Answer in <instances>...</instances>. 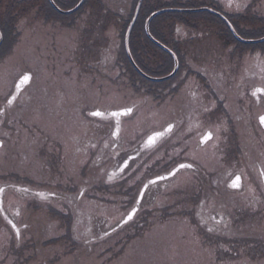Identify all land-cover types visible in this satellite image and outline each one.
<instances>
[{"label": "rangeland", "instance_id": "rangeland-1", "mask_svg": "<svg viewBox=\"0 0 264 264\" xmlns=\"http://www.w3.org/2000/svg\"><path fill=\"white\" fill-rule=\"evenodd\" d=\"M120 1V3H116V0H100L97 3L95 0H89L80 12L62 15L56 14L60 16V20L58 21L61 25L59 27L57 22L53 20V17L48 19L50 17L47 15L45 19L42 16V13H46L45 9L47 7L43 0H0V14L11 16V21L13 22L11 23L15 27L12 32L13 36L15 35L12 48L13 53L11 56L4 58V60H0V92L3 93L6 87L9 86L11 78L15 77L26 67L33 72V80L29 89L30 94L33 91L35 96H30L29 92L24 94L23 99L27 105L25 104L26 106L23 112L29 122L36 124L41 122L45 125L48 137H56L65 142V156L68 158L66 163L69 174L74 173L84 161L86 156L83 146L84 141L87 138L95 140L101 137L102 134V128L96 120L93 121V132H88V130H91L89 127L91 124L86 123L85 116H80V109H87L90 105L93 108H116L133 105L134 109L131 115L122 121L120 134V141L122 143L121 150L131 147L167 122H173L177 125L174 134L179 133L181 135L180 127L182 121L180 118L184 113L183 111L186 109L189 118L195 120L198 118L197 111L201 109L203 111H201L202 123L201 125L199 124L200 128L201 130L210 128L214 132V138L206 147L198 148V150L196 140H189L188 142L191 144L190 155L191 157L201 159L199 160L200 163L205 166L208 172H219L225 180L230 172L236 170L234 167L236 161H231V153L228 151L225 153V150L229 149L230 140L228 138L230 136L228 131L229 119L225 116V111L228 117L236 123L239 132L241 131L239 136L242 142L248 140V134L243 133V128L249 119L241 107L238 106V103L235 102V98H239L241 95L239 88L242 83H238L234 88L231 87V89L222 83L219 93L222 95L221 103L224 112L220 115L219 113L209 114L210 111L208 110H214L217 105L215 106V102L209 99L207 94L202 95V98L197 96L189 97L186 94L191 82L188 80L185 84L183 77H186V75L183 67L175 78H170L168 81L150 83L136 77L132 72L128 71L129 69L125 65L120 38V30L122 27L118 17H116L118 11L122 12L120 13L121 18L127 16L132 0ZM205 1L210 2L209 0ZM247 1L231 0L230 3V0H226L225 3L228 6L227 8L235 11V8L239 10ZM181 3H183L182 0H175L169 7H175L171 5H181ZM199 3L204 2L201 0H188L182 4L185 5L182 7H200L195 6ZM102 4L106 7H102ZM223 6L222 4L220 5L221 9L228 13L229 11L223 8ZM107 8L111 11L106 12ZM262 12L264 11L262 10ZM165 15L192 19L206 18L205 16L208 14L199 11L185 13L171 12ZM228 15L236 24L239 23L236 16ZM252 15L254 13L247 17L248 21L246 25L249 29L241 32V36L246 39L258 38V35L264 29V19H259L255 15ZM24 19L29 20V27H26L27 29L24 26L27 23L22 24ZM240 23L242 26H245L242 22ZM33 26L38 30L35 34L28 30ZM183 28L180 31H183ZM217 28L218 25H216V22L213 21L209 25L204 20H201L200 25L197 28L190 29L189 34H204L206 36L204 43H198L201 49L205 50L211 46L219 49L217 47L219 45L217 44L218 40H213V30L215 31ZM152 30L157 34L154 28ZM158 36L160 37V34ZM208 39L209 42L207 43ZM58 42L61 44V50H58H60L61 55L63 51L62 56L64 54L69 55V45L76 50V62L68 65L69 61L65 60L64 57H57L56 48L57 45L59 46ZM185 42L187 46H190L191 43L189 41L186 40ZM235 44L241 50L242 48L254 50L255 57L253 59L246 58V53L243 55L242 60L244 64L249 62L248 64L253 67L252 71L248 70V72L250 75H253L255 83H260L264 80V63L261 62L264 58L260 55L257 57L256 55H258L257 52L259 53V50L264 49V42H237ZM106 45H109V49L105 47ZM99 46H101L100 50L104 51V53L98 50ZM193 50L196 51L197 49L194 47ZM220 50H222V58L220 60L223 67L227 65L226 63L231 62L232 53L229 52L230 49L228 47L226 48L225 44L220 47ZM91 51L93 56L89 55ZM241 53H239L238 58L234 57V61H237V68L230 69L232 75L242 76L239 69V56H241ZM101 54L106 58V62L104 63H98ZM157 58L159 57L157 56ZM197 58L196 53L194 60L197 61ZM92 65L95 66V70L89 73L88 67ZM69 66L71 68V74H62L63 69ZM125 66L128 70L125 69ZM219 69L218 67L213 69L208 68L204 72H206V75L211 74V77H215L222 70ZM118 71H120L122 77L119 80H117ZM209 71L210 74H208ZM224 72H229V70L225 69ZM220 75L226 76L223 73ZM188 77L192 78V75ZM112 78L113 81L111 80L110 82L109 79ZM165 92L167 94H164ZM153 93L158 95L161 93L159 102L153 98L155 96ZM223 94H226V97ZM29 98L30 101H28ZM205 115L209 116L205 118ZM217 119L220 121H215ZM186 136L187 134H182L181 138L173 141L175 144L173 146L174 153L176 155L180 152L181 145L186 143H182L185 141L183 138ZM171 139L173 140V138ZM171 139L164 140L158 147H153L148 150L149 152L125 178L111 182L106 181V175L104 174H106L108 164L113 161L111 157L119 149H109V153L112 155L110 156V160H101L108 153L107 149H102L101 146L94 149V154H100V151H104V154L100 160H94L92 185L88 187L92 193L91 204L108 212L103 213L110 218V224L120 218L122 212L118 208L128 203V198L132 191H135L143 181L146 182L153 178L156 172L165 169L164 166L168 162L167 155L170 153V144L168 142ZM13 140L15 142L19 141L18 145L14 148L15 151H18L17 157L15 156L14 158V169L19 171L24 170L23 172L28 171L29 173L31 172L37 175L39 173L37 169L39 168V162L34 161L39 160L34 153L36 138L32 137L28 132H22L18 133L17 136L14 135ZM245 150L248 152L246 160L240 159L241 153L235 154L236 160H240L242 163H240V166L245 167L249 162L259 160L256 147H251V150H248V145H246ZM55 161L49 158L46 160L47 171L44 173L43 179L38 180V185L43 186L47 192L52 194L69 193L68 189L72 185V182L58 174H54L58 171L54 165ZM185 171L187 170L180 169L178 176H174L172 180L164 181L163 187L167 189L165 188L162 192L159 191L156 201H153L151 204V207L158 208L156 213H154V218H152L150 223L145 224L137 229L134 234L130 235L126 241L127 244L125 245L124 251L111 256L108 253L103 257H98V259L94 256H84L79 261H75L71 255L62 254L57 264H264V260L251 261L245 255L234 257L223 253L219 254V256L217 253L219 244L220 246L229 247L225 240L221 238L219 239L220 243L216 244L215 237H212L211 241L204 239L200 229L191 225L181 213L175 216L171 215L167 218L159 217L161 213H165L164 211L160 213L159 206L169 204L170 194L167 191H169L168 188L171 182H173V187L181 186L183 182H188V175L193 172L190 168L187 171L188 173L184 175ZM189 180L197 183V180L193 176H190ZM228 195L230 194H227L226 198ZM242 197H245V194ZM7 199V203L11 207L22 208L25 202V198H22L20 195L9 196ZM69 199L70 197L63 198L65 201ZM34 203V201L30 200V204ZM53 203L58 204L56 202ZM81 205L84 207L83 204ZM208 207L210 205L206 201L202 208L208 209ZM223 209L229 212V207L225 206ZM92 210L98 212L95 208H92ZM44 219L46 222L45 232L47 236H55L62 232V229H59L62 228L59 218H55L46 213ZM220 231L230 234L236 230L226 227ZM238 231L245 232L244 229H239ZM122 232L120 233L121 235ZM113 237L117 238L116 235H113ZM1 245L2 243L0 242V247ZM236 246L238 253H245L244 250L242 251L241 245ZM100 249L101 247L96 248L97 251ZM13 259H15L13 264H21L16 258ZM2 264H9V260Z\"/></svg>", "mask_w": 264, "mask_h": 264}, {"label": "flooded vegetation", "instance_id": "flooded-vegetation-1", "mask_svg": "<svg viewBox=\"0 0 264 264\" xmlns=\"http://www.w3.org/2000/svg\"><path fill=\"white\" fill-rule=\"evenodd\" d=\"M215 1L216 3L214 5L218 6L220 11L224 12L220 7L221 4L224 5L223 8L229 11L228 13L224 12L225 14L238 15L241 13L246 17L254 13L257 18L264 19V12H262V10L264 11V0H248L239 10L235 8L234 12H231L232 10L227 8L228 6L225 3L226 0ZM46 9L48 8L46 7ZM118 14L120 13L118 12ZM47 15L50 17L48 19L53 17V20H55L60 27L61 24L58 21L60 20V16L51 11L49 13H42L45 19ZM237 19L238 21L240 20V18ZM28 22V19H24L22 22V24L27 23L24 25L25 29L29 27ZM242 24H245L244 28L249 29L246 25L247 20H243ZM28 30L32 31L34 34L38 31L34 26ZM189 31L190 29H185L182 32L184 40L189 41L191 44L193 43L192 45L190 44L191 48L190 46H186V59L183 62L185 69L184 73L186 75L183 79L185 84L188 80L191 82L186 91L189 97L197 96L202 98V95L207 94L209 99L215 102V106L217 105L214 110H208L210 111L209 114L219 113L221 115L224 112L221 103L222 95L219 93L222 83L226 84L230 89L231 87L234 88L238 83H242L239 88L241 90V95L239 98H235V102L238 103V106L241 107L249 119H247V124L243 128V133L248 134V140L246 142H242L239 136L241 131L239 132L238 126L228 117L226 111L224 112L225 116L229 119L228 131L230 134V136H228V138H230L229 149L225 150V153L226 151L231 153V161H236V163L234 162L236 170L230 172L227 175L228 177L224 180L219 172H208L205 166L200 163L199 160L201 159L193 156L191 157V144L188 141L191 139L193 141L196 140L197 150L198 148H204L213 140L214 132L210 128L201 130V111L203 110H198V118L192 120L187 115L188 113L185 109L182 114L183 117L181 116L180 118L182 121L180 130L182 134H187V136L183 138L185 141L182 142L186 143L181 145V150L178 152V155H176V153H174L173 146L175 144L173 141L182 136V134L180 135L179 133L174 134L177 125L173 122H167L162 127L155 130L156 132H160V130L168 128L171 125L167 137L155 146L156 148L164 140L173 138V140L171 139L168 142L170 144V153L167 155V165L164 166V170L156 172L153 178L146 182L143 181L135 191H132L128 198V203L118 208L122 212V215L116 222L110 224V218L103 213L108 212L91 204L92 193L89 191L90 188L88 187L92 185L94 160H100L102 158L101 156L104 154V151H100V154H94V149L100 146L102 149H107L108 153H106V156L101 160H110V156L112 155H110L109 149H119L111 157L113 161L108 164L105 172L106 174H104L106 175V181L111 182L107 180V175L110 171L117 176L114 180L123 179L149 152L148 150L150 149H147V145H144L146 136L131 147L121 150L122 143L120 141V134L122 130V121L127 116L121 117L120 132L114 137V117L103 118L93 116L91 113L95 109L108 111L119 109L124 106L116 108H93L90 105L87 109H80V116H85L86 123L91 124V126L89 125L91 130H88V132H93V121L96 120L102 128V134L101 137L95 140L87 138L84 141L83 146L86 154L84 161L74 173L69 174L66 163L68 158L65 156V142L56 137H48L45 125L41 122L37 124L29 122L23 112L27 105L23 96L28 92L30 94L29 87L33 80V72L26 67L15 77L11 78L9 86L6 87L3 93L0 92V189H2V191H0V242L2 243L0 247V264L6 263L8 260L9 264H13L15 260L13 258H16L21 264H57L62 254L71 255L75 261H79L84 256H94L98 259V257H103L108 253L111 256L124 251L125 245L127 244L126 241L130 235L134 234L140 227L150 223L152 218H154V213H156L158 208L151 207V204L153 201H156L158 192H162V190L166 188L163 187L164 181L172 180L174 176L179 175L178 172L180 169L174 176L168 174L172 172L173 169H177L180 164H191L193 172L189 173V178H187L188 182H183L181 186L173 187V182H171L168 188L169 191H167L170 194L169 204L159 206L160 213L164 211L165 216L161 213L159 217L167 218L171 215L175 216L181 213L191 225L200 229L204 239L211 241L212 237H215L216 244L220 243L219 239H224L227 246L229 245V249L219 244L217 247L218 255L223 253L234 257L245 255L247 259L251 261L264 260V174H262L264 173V124H261L259 120V117L264 115V91H259L260 89H264V80L260 83H255L253 75H250L248 72V70L252 71L253 67L248 64L249 62L243 63L242 57L244 54L247 53L246 58L249 57V59L255 57L254 50H250L249 48H242V50L238 49L235 43L225 45L226 48L228 47L230 49L229 52L232 54L231 62L227 61V65H224L223 67L225 68H223L220 60V58H222V50H220V47L223 46V40L220 35L221 30H213V40H218L217 44L219 45L217 47H219V49L211 46L205 50L201 49L198 43H204L206 36H204V34L190 35ZM208 42L209 39L207 40V43ZM105 47L109 49V45ZM194 47L197 49L196 51L193 50ZM12 48L13 46L10 50L8 49L6 52L0 53V60H4L7 56H11L13 53ZM60 48L61 44H59V46L57 45V57L61 58L63 51L61 55ZM100 48L101 46L98 47V50L104 53ZM63 49L65 50V48ZM68 50L69 55L67 56L64 54L62 57L69 61L68 65H71V63L76 62V50L70 45L68 46ZM201 50H203V52H201ZM238 52H242L241 56H239V69L242 76L232 75V71H230L232 68H237V61H234V57L238 58V55H240ZM196 53L198 57L197 61L194 60ZM257 54V57L260 55L264 58V49L261 51L259 50ZM89 55L92 56V51ZM103 56L102 54L99 56L98 63L106 62V58ZM261 62L264 63V60H261ZM65 64L67 65V63ZM217 67L222 69L223 71L221 70V72L224 75L226 74V76L220 75L222 74L220 71V74L218 73V76L215 77L210 76V71L208 73L210 75H206V72H204V70L208 68L213 69ZM88 68L89 73L95 70V66L93 65ZM225 69H228L229 72H224ZM26 72L32 73L30 83L22 88L15 100L9 104L8 101L14 93L18 78ZM62 74H71L70 66L64 68ZM190 75H192V78L188 77ZM120 78L122 77L120 71H118L117 80ZM111 80L113 81V78L109 79L110 82ZM162 91H164V89H162ZM164 94H167V92ZM33 95L35 96V93L32 91L30 96ZM154 95L153 98L159 102L161 93L160 95ZM223 96L226 97V94H223ZM28 101H30V98ZM207 116L209 115H205V118ZM215 121L219 122L220 120L217 119ZM87 124L86 126H88ZM207 131L212 133V137L203 143L201 138ZM22 132H28L32 137L36 138L34 153L39 160L34 161L39 162V168H37L39 173H37V175L31 172L29 173L28 171L23 172L24 170L19 171L14 169V158L15 156L17 157L18 152L17 150L15 151L14 148L18 145L19 141L15 142L13 136H17L18 133ZM246 145H248V150H251V147H256L259 160H253L243 167L240 166V160H236L235 154L241 153L240 159L246 160L248 154L247 150H245ZM48 158L56 160L54 165L57 167L58 171L54 174H58L72 182V185L68 189L69 193L52 194L47 192L43 186L38 185V180L43 179L44 173L47 171L46 160ZM184 170L188 171L189 169L185 168ZM187 171H185L184 175L188 173ZM190 176H193V178L197 180V183L190 181ZM235 176L240 177L238 187H232L233 182H231V180ZM157 177H166V179L158 180L156 179ZM153 180L156 182L149 183ZM36 184L37 186H35ZM145 185H148L147 188H145ZM227 194L230 195L226 198ZM243 194H245V197H242ZM13 195H20L22 198H25L22 208L11 207L7 203V198ZM64 197H70V199L65 201L63 200ZM30 200L35 203L30 204ZM206 201L209 203L210 207H208V209H203L202 207ZM81 204H83L85 208L82 207ZM225 206L229 207V212L223 209ZM92 208L97 209L96 211L99 213L92 210ZM133 208L137 209L135 215L131 220L125 222L127 214L131 212ZM46 213L55 218H59L60 225L62 224V228L59 229H62V232L58 235H46V222L44 219ZM9 221H11V223H9ZM13 224L15 227H13ZM226 227L236 231L230 234L222 233L220 230ZM209 229H211V231H209ZM239 229H244L245 232L242 233L238 231ZM17 230H19V235H17ZM121 232L122 235L120 234ZM113 235H116L117 238L113 237ZM236 245H241L242 251L244 250L245 253H238ZM99 247H101V249L97 251L96 248Z\"/></svg>", "mask_w": 264, "mask_h": 264}, {"label": "trees", "instance_id": "trees-1", "mask_svg": "<svg viewBox=\"0 0 264 264\" xmlns=\"http://www.w3.org/2000/svg\"><path fill=\"white\" fill-rule=\"evenodd\" d=\"M43 1L46 4L47 8L52 13L62 15L57 10H55V8H53V6L49 3L48 0H43ZM54 1L61 9H69L75 6L79 0H54ZM95 1H97V3L100 2V0H95ZM137 1L138 0H132V4L130 7V10L128 11L127 16H125L124 18H119L120 25L122 27L120 30L122 54H123V59L125 61V65L129 69L128 70L127 67L125 66L126 70L132 72L136 77L140 78L141 80L152 83V81L144 78L141 74H139L137 70L132 66V64L130 63L126 55V51L124 47L125 31H126V28L130 20L133 17V13H134ZM173 1L175 0H142L138 16L131 29V33L129 36V47H130L132 57L137 63V65L146 74L150 76L158 77V76H164L168 74L172 70L174 62H173L172 56L168 52L164 51L162 48H160L157 44H155L152 40L148 38V36L145 33V29H144L145 20L151 12L161 9V8L169 7ZM186 1L188 0H182L183 3ZM88 2L89 0H84L81 6L74 13L80 12L81 10H83L85 5ZM120 2H121L120 0H116V3H120ZM183 3H181V5H171V6H175L174 8H192V7H182V6H185V5H182ZM203 5H206V4L199 3L195 6H203ZM208 6H211V5H208ZM102 7L105 8L106 6L102 4ZM211 7H214V6L212 5ZM48 9H45L46 13L50 12ZM109 11L111 10L107 8L106 12H109ZM171 12H179V11H167L159 15H156L150 21L149 28H150L151 34L153 35V37H155V39H157L161 43L168 46L178 56L179 69L177 73L175 74V76L179 74L182 67L184 68L183 62L186 59L185 42L178 35H176V28L179 24L183 25L186 28L194 29L200 25L201 20H204V22L209 25L210 23L214 21L216 22V25H218L217 29L221 30L220 35L222 37L223 44L228 45L231 43L239 42L238 40L234 38L227 24L219 16L215 14H212L208 11H200V12H206V14H208L207 16H205L206 18H192V19L176 18L172 15H167V16L165 15L166 13L170 14ZM119 13H122V12H119ZM182 13H185V12H182ZM233 16L240 18L239 21L246 19V17L243 16V14H238V15L236 14ZM11 18H12L11 16H8V15L5 16V15L0 14V31L3 36L2 43L0 44V53L6 52L8 49H10L13 46V43L15 41V37H14L15 35L13 36V33H12L15 27L12 24L13 22L11 21ZM228 18L234 25L236 31L240 35H242L241 31L246 30V28L239 26L240 22L238 23L239 25H237L234 21H232L230 16H228ZM152 28H154L157 34L153 32ZM158 34H160V37L158 36ZM263 35H264V29L258 36L260 37ZM157 56L159 58H157ZM175 76H173V78H175Z\"/></svg>", "mask_w": 264, "mask_h": 264}, {"label": "water", "instance_id": "water-1", "mask_svg": "<svg viewBox=\"0 0 264 264\" xmlns=\"http://www.w3.org/2000/svg\"><path fill=\"white\" fill-rule=\"evenodd\" d=\"M49 1H50V3L52 4V6H53L57 11H59V12H61V13H71V12L75 11V10H76V9H77V8L83 3L84 0H79V1L77 2V4H76L74 7L70 8V9H68V10H63V9L59 8V7L54 3L53 0H49ZM141 3H142V0H138V1H137V4H136V7H135V11H134L133 17H132V19H131V21H130V23L128 24V27H127V29H126L125 39H124V44H125L126 54H127L128 58H129L131 64L133 65V67L137 70V72H138L139 74H141L143 77H145L146 79L151 80V81H162V80H166V79L170 78L171 76H173V75L175 74V72L177 71V69H178V59H177V56L175 55V53H174L169 47H167L166 45L162 44L160 41H158L157 39H155V38L151 35V33H150V31H149V22H150L151 19L153 18V13H155V16H156V15L162 13V12H165V11H171V10H176V11H202V10H208V11H211V12H213V13L219 15V16H220V17H221V18L227 23V25H228V27L230 28L231 32L233 33V35H234L238 40H240V41H242V42H246V43H256V42L264 41V36H262V37H260V38H258V39H244V38H242L241 36H239V35L237 34V32L235 31L234 27L232 26V24L229 22V20H228L225 16H223L221 13H219V12H217V11L211 9V8H208V7H199V8H162V9H158V10L152 12V13L146 18V20H145V32H146L147 36H148V37H149L154 43H156V44H157L158 46H160L163 50L167 51L168 53H170V54L172 55L173 60H174V67H173L172 71H171L169 74L165 75V76H162V77H153V76H150V75L146 74V73H145V72H144V71H143V70L137 65V63H136L135 60L133 59V57H132V55H131V52H130V49H129V35H130V31H131V28H132V26H133L135 20H136L137 15H138V12H139V9H140V6H141ZM1 41H2V33H1V31H0V43H1ZM24 74L29 75V76H30V80H29L28 82H26V83H20L21 77H22ZM24 74L21 75V76L18 78V80H17V82H16V85H15L14 93L11 95L10 99H12V97H15V98H16V97L18 96L20 90H21L22 88H24L26 85H28V84L30 83L31 78H32V73H31V72H26V73H24ZM10 99H9V100H10ZM14 100H15V99H14ZM14 100H13V101H14ZM128 109H130L131 111H127ZM96 111H99V112L102 113V115H100L99 117H103V118L114 117V119H115V126H114V128H113V133H115V135L113 134V136L116 137V136L119 134L120 129H121V117H122V116H125V115H130V114L132 113V111H133V106L123 107V108H120V109H114V110H108V111L101 110V109H95L94 111H92V113H93V112H96ZM114 112H118V113H120V114L114 116V115H112V113H114ZM168 131H169V127H168V128H165L163 131H160L161 133H163V135L157 137L153 143L149 144V143H147L148 138H149L150 136H153L154 133H156V132L151 133V134L145 139V145H147V146H146L147 149H150V148H152L153 146H155V145H156V144H157V143H158L163 137H165V136L167 135ZM209 132H210V131H207V132L203 135V137H204L207 133H209ZM210 133H211V132H210ZM211 134H212V133H211ZM203 137H202V138H203ZM211 137H212V135H211ZM202 138H201V141H202L203 143L206 142V141H204ZM116 177H117L116 174L113 173L112 171H110V172L108 173V175H107V180L111 181V180H114ZM235 177H236V176H235ZM235 177L232 178L231 182L234 181ZM232 187H233V186H232Z\"/></svg>", "mask_w": 264, "mask_h": 264}, {"label": "snow or ice", "instance_id": "snow-or-ice-1", "mask_svg": "<svg viewBox=\"0 0 264 264\" xmlns=\"http://www.w3.org/2000/svg\"><path fill=\"white\" fill-rule=\"evenodd\" d=\"M230 3H231V0H230ZM155 17V13H153V18ZM30 80V76L29 75H27V74H24L22 77H21V80H20V83H26V82H28ZM259 91H264V89H260ZM15 99V97H12V99H10L9 101H8V103L9 104H11L12 102H13V100ZM127 111H131L130 109H128ZM120 113H118V112H114V113H112V115H119ZM91 115H93V116H100V115H102V113L101 112H99V111H96V112H93V113H91ZM259 120H260V123L261 124H264V115H262V116H260L259 117ZM171 128V125L169 126V129ZM114 135H115V133H113ZM161 135H163V133H161V132H156V133H154V135L153 136H150L149 138H148V141H147V143H149V144H151V143H153L154 141H155V139L157 138V137H159V136H161ZM211 133L209 132V133H207L202 139L204 140V141H207V140H209L210 138H211ZM185 168H187V169H190V168H192V165L191 164H180L179 166H178V168L177 169H173L172 170V172H170L168 175H170V176H174L175 174H176V172L179 170V169H185ZM262 174H264V173H262ZM156 179H158V180H163V179H166V177H157ZM239 180H240V177L239 176H236L235 177V179H234V181H233V187H238L239 186ZM156 181L155 180H153V181H150L149 183H155ZM147 186L148 185H145V188H147ZM0 191H2V189H0ZM141 196H142V194H141ZM136 211H137V209L136 208H133L132 209V211L131 212H129L128 214H127V218H126V220H125V222H127L128 220H131L132 218H133V216L135 215V213H136ZM9 223H11V221H9ZM13 227H15V225L13 224ZM209 231H211V229H209ZM17 235H19V230H17Z\"/></svg>", "mask_w": 264, "mask_h": 264}]
</instances>
